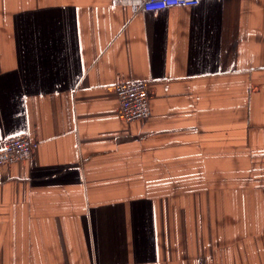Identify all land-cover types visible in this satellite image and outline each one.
<instances>
[{
  "label": "crops",
  "instance_id": "crops-1",
  "mask_svg": "<svg viewBox=\"0 0 264 264\" xmlns=\"http://www.w3.org/2000/svg\"><path fill=\"white\" fill-rule=\"evenodd\" d=\"M143 1L0 0V264H264V0Z\"/></svg>",
  "mask_w": 264,
  "mask_h": 264
},
{
  "label": "built area",
  "instance_id": "built-area-1",
  "mask_svg": "<svg viewBox=\"0 0 264 264\" xmlns=\"http://www.w3.org/2000/svg\"><path fill=\"white\" fill-rule=\"evenodd\" d=\"M200 0H144L145 10H159L170 6L197 5ZM126 121L146 118L151 113L148 82L143 79L118 83L115 87ZM35 142L28 134L21 133L4 137L0 142V164L9 165L31 157Z\"/></svg>",
  "mask_w": 264,
  "mask_h": 264
}]
</instances>
